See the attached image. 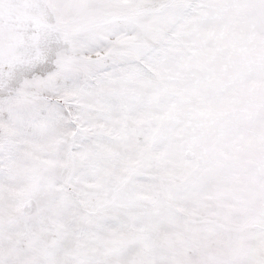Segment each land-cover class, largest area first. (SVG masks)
<instances>
[{
  "label": "snow or ice",
  "instance_id": "snow-or-ice-1",
  "mask_svg": "<svg viewBox=\"0 0 264 264\" xmlns=\"http://www.w3.org/2000/svg\"><path fill=\"white\" fill-rule=\"evenodd\" d=\"M0 264H264V0H0Z\"/></svg>",
  "mask_w": 264,
  "mask_h": 264
}]
</instances>
